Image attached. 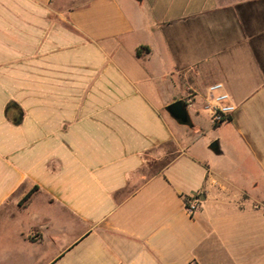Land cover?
<instances>
[{
  "label": "crops",
  "instance_id": "obj_1",
  "mask_svg": "<svg viewBox=\"0 0 264 264\" xmlns=\"http://www.w3.org/2000/svg\"><path fill=\"white\" fill-rule=\"evenodd\" d=\"M0 264H264V0H0Z\"/></svg>",
  "mask_w": 264,
  "mask_h": 264
},
{
  "label": "built area",
  "instance_id": "obj_2",
  "mask_svg": "<svg viewBox=\"0 0 264 264\" xmlns=\"http://www.w3.org/2000/svg\"><path fill=\"white\" fill-rule=\"evenodd\" d=\"M208 95L209 99L205 108L209 113L210 120L214 125H221L233 115L237 107L222 83L211 85ZM192 96H189L188 103L192 102ZM184 200L187 212L194 215L201 205L199 197H186Z\"/></svg>",
  "mask_w": 264,
  "mask_h": 264
},
{
  "label": "water",
  "instance_id": "obj_3",
  "mask_svg": "<svg viewBox=\"0 0 264 264\" xmlns=\"http://www.w3.org/2000/svg\"><path fill=\"white\" fill-rule=\"evenodd\" d=\"M169 114L180 124L190 125V118L186 108V105L182 101H176L169 105L168 107ZM213 149L218 148L217 143L212 144Z\"/></svg>",
  "mask_w": 264,
  "mask_h": 264
},
{
  "label": "trees",
  "instance_id": "obj_4",
  "mask_svg": "<svg viewBox=\"0 0 264 264\" xmlns=\"http://www.w3.org/2000/svg\"><path fill=\"white\" fill-rule=\"evenodd\" d=\"M183 103L185 104L184 101H183ZM190 125H191V123H190ZM30 195H31V194H29V195L25 198V200H28V198L30 197Z\"/></svg>",
  "mask_w": 264,
  "mask_h": 264
}]
</instances>
